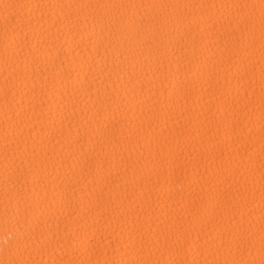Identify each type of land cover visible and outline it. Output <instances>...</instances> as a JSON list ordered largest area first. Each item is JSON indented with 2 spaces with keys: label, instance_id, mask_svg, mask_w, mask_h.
Instances as JSON below:
<instances>
[{
  "label": "bare ground",
  "instance_id": "obj_1",
  "mask_svg": "<svg viewBox=\"0 0 264 264\" xmlns=\"http://www.w3.org/2000/svg\"><path fill=\"white\" fill-rule=\"evenodd\" d=\"M0 264H264V0H0Z\"/></svg>",
  "mask_w": 264,
  "mask_h": 264
}]
</instances>
